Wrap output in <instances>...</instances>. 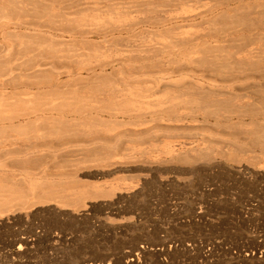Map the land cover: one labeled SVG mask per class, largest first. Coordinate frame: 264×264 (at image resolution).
I'll list each match as a JSON object with an SVG mask.
<instances>
[{"label": "rangeland", "instance_id": "obj_1", "mask_svg": "<svg viewBox=\"0 0 264 264\" xmlns=\"http://www.w3.org/2000/svg\"><path fill=\"white\" fill-rule=\"evenodd\" d=\"M220 1L0 0V264H264L261 152H164L166 139L214 138L166 121L193 95L264 88L216 59L264 38L243 8L164 23ZM201 30L226 51L196 68L158 41ZM63 43L131 58L53 84Z\"/></svg>", "mask_w": 264, "mask_h": 264}, {"label": "bare ground", "instance_id": "obj_2", "mask_svg": "<svg viewBox=\"0 0 264 264\" xmlns=\"http://www.w3.org/2000/svg\"><path fill=\"white\" fill-rule=\"evenodd\" d=\"M234 7L240 8L239 10L243 8V13L247 18L259 24H264V0H224L223 2L220 1L218 4L211 7H205L206 9L201 12L199 9L197 11L196 9H186L187 11L184 9V12L179 13L176 16H169L170 19H166L164 23H167V21L171 22L176 19L179 20V18L182 19L185 17H187L185 19H191V17L196 18V16L198 17L197 12H199V15L209 17L210 19L211 17H216L217 14L220 13V10L223 9L225 11H230L231 9V11H233L232 8ZM235 10L237 11V9ZM239 10L237 12H239ZM161 24L164 25L163 23ZM129 31L132 32V30ZM103 41H105V39H103ZM158 41L159 44L168 49L167 52L165 51L166 53L169 52V54L174 58L177 56L178 60L181 59L183 63L190 68H196V66L200 65L202 62L206 63L208 60L207 58L211 56L210 53L212 52L223 53L226 51V49L219 45L221 43L220 39L208 38L205 33L203 34L202 30L185 32L174 38L162 36ZM70 43L67 45L74 46L73 43ZM65 44L66 43H63L62 46ZM94 44L96 45V43ZM67 45H65L67 50L65 47L61 46V48L64 49L63 51L59 48L61 51L59 49L58 51L60 52H54L55 54L53 53L57 59L59 58V60H61V62L63 61L67 66L66 71L63 70V72H60L58 77L56 76V79H53V84L58 83L63 78H69L72 76L83 78L85 75L94 76L98 73L101 75H107L114 71L116 72V70H122V67L119 66L123 64L126 59H129L128 57L130 56L129 54V56L126 57L124 53L121 54L119 52H115L117 54L112 58L111 55L108 54L112 52L114 55V51L109 50V53H107L108 51L106 52V50L103 51L104 54L101 53L102 51L99 52L96 50V52H93L97 54H93L92 52V55L91 53H87L89 51L83 49L82 47L80 48L75 45L78 49L75 46V48L73 46L69 48ZM95 45L94 47L98 48ZM244 45L236 50L234 48L228 49L225 57H216L217 61H223L224 59L228 60L234 65V69H231L232 72L241 76H246V79L249 80L253 79L256 82L257 80L259 82H264V38L260 37L254 39L248 44L246 41ZM53 54L52 57H54ZM207 54L210 55L208 56ZM123 67L125 66L123 65ZM126 67H128V64ZM192 71L188 73L191 76H194V72ZM165 73L164 75L158 77L156 82L160 83L164 80L172 78V74ZM50 82H52V80ZM188 89H194V87H190ZM193 98L194 100L191 105L183 106L178 113L166 115V121L179 126H181L180 124H186V126L188 125V127H192L194 129L201 126H207L211 129V131H213L215 136L214 138H211L212 136L207 137V135L201 134L200 137H195L192 136L193 134H190L192 138L189 137L188 139L184 137V139H181L179 137V139L172 142L166 139L163 141L165 144L164 152L168 156L171 157L180 155L181 153H191L196 159L199 157H197V155H200L202 152L204 153L205 150L210 152L216 149L217 151L214 150L216 152L215 156H221L222 158L223 154H227L232 157L235 155L233 153H236L237 151H235V147L239 144L247 145V143H252V145L255 146V149L261 152V164L264 165V88L253 90L250 94L230 95L226 92L216 94L213 92L210 93L207 98H199L196 95H193ZM248 153L249 152L246 154ZM240 154V156H242V153ZM244 155L245 154H243V156ZM243 156L240 157V160L247 162L252 160L251 155H248L247 158H243ZM236 157H238V154H236ZM201 158L204 159L203 157ZM212 158L214 159V157ZM146 251L145 247L140 248L141 253L145 254Z\"/></svg>", "mask_w": 264, "mask_h": 264}]
</instances>
